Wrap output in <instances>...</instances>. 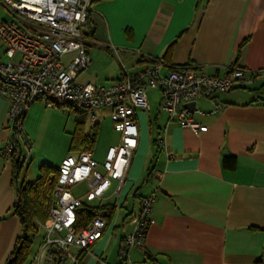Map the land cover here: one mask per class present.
I'll return each mask as SVG.
<instances>
[{
  "label": "crops",
  "instance_id": "obj_1",
  "mask_svg": "<svg viewBox=\"0 0 264 264\" xmlns=\"http://www.w3.org/2000/svg\"><path fill=\"white\" fill-rule=\"evenodd\" d=\"M87 31L90 61L77 74L79 83L109 86L155 62L163 74L180 65L218 76L229 67L264 69V0H95ZM73 55L63 56L62 62ZM147 98L149 110L134 112L139 135L125 179L120 187L113 180L99 200L114 205L113 216L84 264H99L98 258L118 264L108 249L114 244L118 257L140 197L152 193V222L142 244L131 249L132 262L264 264V79L217 93L215 101L222 107L215 113H210L214 101L198 98L192 117L205 127L198 132L160 111L158 89H148ZM8 108L0 96V149L12 134ZM93 114L94 122L86 111L61 112L41 101L31 103L17 150L25 179L34 180L42 164L58 168L66 156L88 146L102 171L120 134L109 108ZM224 157L231 159L224 162ZM12 179V159L0 156V217H5L0 221V264L6 263L22 229L12 214ZM131 193V207L120 215ZM38 242L34 238L24 264H32Z\"/></svg>",
  "mask_w": 264,
  "mask_h": 264
},
{
  "label": "built area",
  "instance_id": "obj_2",
  "mask_svg": "<svg viewBox=\"0 0 264 264\" xmlns=\"http://www.w3.org/2000/svg\"><path fill=\"white\" fill-rule=\"evenodd\" d=\"M95 0H0L13 20H0V96L9 102L10 139L0 149L1 157L17 154L23 141L22 119L29 105L41 101L47 109L69 112L86 111L94 122L95 109L109 108L113 128L120 134L109 147L102 171L90 151L66 156L58 167L53 190V204L39 227V242L32 264H84V257L103 236L105 221L93 218L85 227H76V210L87 201L100 200L112 181H124L138 142L136 109L149 110L148 89L160 91L159 109L169 120L198 132L205 129L192 117L186 105L198 98L214 101L210 113L219 111L217 93L264 79V69L245 70L229 67L225 74L210 75L198 67L180 65L166 74L155 62L136 75H126L109 86L79 83L75 78L89 64L85 35L89 13ZM74 53L67 64L63 56ZM201 113V111H198ZM162 145L163 142L161 143ZM87 184L82 196L71 188ZM155 194L139 199V211L132 219V229L122 239L118 264L134 263L130 251L142 244L152 222ZM99 264H107L98 258Z\"/></svg>",
  "mask_w": 264,
  "mask_h": 264
},
{
  "label": "trees",
  "instance_id": "obj_3",
  "mask_svg": "<svg viewBox=\"0 0 264 264\" xmlns=\"http://www.w3.org/2000/svg\"><path fill=\"white\" fill-rule=\"evenodd\" d=\"M87 26L88 23L85 27V35L88 38ZM91 143L92 139L90 138L89 145ZM85 150L90 151V147L88 146L82 151ZM11 159L13 162L12 184L16 191L12 214L19 219L22 229L5 264H24L38 232L39 224L46 220L53 204V190L57 182L58 168L42 164L39 167L38 176L32 181H27L24 174V160L17 154H13ZM228 159L231 158L224 157V162H227ZM94 201H85L76 210V227L78 229L85 227L95 217H100L105 221V228L109 225L114 205L102 201L95 204ZM3 218L5 217H0V221Z\"/></svg>",
  "mask_w": 264,
  "mask_h": 264
},
{
  "label": "rangeland",
  "instance_id": "obj_4",
  "mask_svg": "<svg viewBox=\"0 0 264 264\" xmlns=\"http://www.w3.org/2000/svg\"><path fill=\"white\" fill-rule=\"evenodd\" d=\"M0 17H3V19L4 20H6V21H11V20H13V16H12V14L4 7V6H2L1 4H0ZM65 58H67V55L64 57V59L63 60H66ZM86 189H87V185H86V183H79V184H77V185H75V186H73L72 188H71V191H72V193H73V195H75V196H82V195H84V192L86 191ZM132 193H133V191H132ZM132 193L129 195V198H128V200H127V203L124 205V207H122V208H120V215H124L125 214V212L128 210V209H130V207H131V202H132V198H131V195H132ZM134 199V198H133ZM99 200H95L93 203H97ZM111 201H113V200H110V202ZM135 210H136V208H135ZM42 223H40L39 224V227H40V225H41ZM120 230H122V228H119ZM39 228H38V232H37V234H36V236H35V238H37L38 236H39ZM108 253L109 254H112V256L115 258V261L116 262H118V257L116 256V253H115V251H114V244H111L110 245V247H109V249H108ZM108 263H110L111 262V260L110 261H107ZM111 264H113V262H111Z\"/></svg>",
  "mask_w": 264,
  "mask_h": 264
},
{
  "label": "water",
  "instance_id": "obj_5",
  "mask_svg": "<svg viewBox=\"0 0 264 264\" xmlns=\"http://www.w3.org/2000/svg\"><path fill=\"white\" fill-rule=\"evenodd\" d=\"M195 102L188 103L186 106L191 110L194 108Z\"/></svg>",
  "mask_w": 264,
  "mask_h": 264
}]
</instances>
